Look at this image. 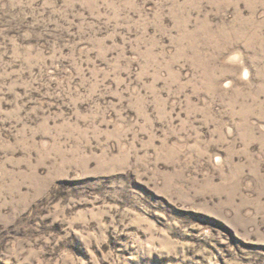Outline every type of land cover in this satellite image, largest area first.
<instances>
[{
    "label": "rangeland",
    "instance_id": "obj_1",
    "mask_svg": "<svg viewBox=\"0 0 264 264\" xmlns=\"http://www.w3.org/2000/svg\"><path fill=\"white\" fill-rule=\"evenodd\" d=\"M0 264H264V0H0Z\"/></svg>",
    "mask_w": 264,
    "mask_h": 264
}]
</instances>
